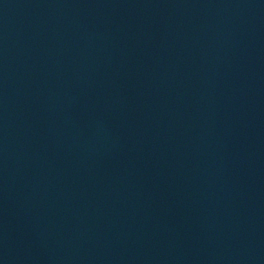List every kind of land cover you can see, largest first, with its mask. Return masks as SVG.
<instances>
[{
  "label": "water",
  "instance_id": "obj_1",
  "mask_svg": "<svg viewBox=\"0 0 264 264\" xmlns=\"http://www.w3.org/2000/svg\"><path fill=\"white\" fill-rule=\"evenodd\" d=\"M0 264H264V0H0Z\"/></svg>",
  "mask_w": 264,
  "mask_h": 264
}]
</instances>
